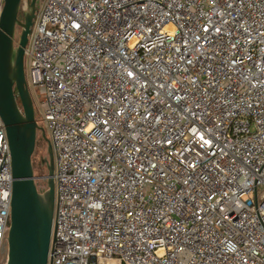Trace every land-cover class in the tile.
Listing matches in <instances>:
<instances>
[{
	"label": "built area",
	"instance_id": "1",
	"mask_svg": "<svg viewBox=\"0 0 264 264\" xmlns=\"http://www.w3.org/2000/svg\"><path fill=\"white\" fill-rule=\"evenodd\" d=\"M26 80L49 264H264V0H46ZM13 182L0 119V258Z\"/></svg>",
	"mask_w": 264,
	"mask_h": 264
},
{
	"label": "water",
	"instance_id": "2",
	"mask_svg": "<svg viewBox=\"0 0 264 264\" xmlns=\"http://www.w3.org/2000/svg\"><path fill=\"white\" fill-rule=\"evenodd\" d=\"M5 0L0 13V119L8 138L13 174L11 220L2 248L6 264H49L55 214V158L50 138L36 120L26 80V50L37 16V0ZM22 14L23 19H20ZM17 28L21 34L17 40ZM39 132L47 143L46 189H40L33 166Z\"/></svg>",
	"mask_w": 264,
	"mask_h": 264
},
{
	"label": "rangeland",
	"instance_id": "3",
	"mask_svg": "<svg viewBox=\"0 0 264 264\" xmlns=\"http://www.w3.org/2000/svg\"><path fill=\"white\" fill-rule=\"evenodd\" d=\"M45 1L46 0H37L36 8L38 11H40L42 9ZM26 7H27V2L25 0L23 3V8L26 9ZM20 34H21V29L17 28V32H16L17 40L19 39ZM27 70H28V63H27ZM38 89H39V87L38 88H34V87L30 88L31 95H32V98L34 101L35 111H36V120L40 126H43L45 128L46 134L50 138V135L48 133V130L46 129L45 123L42 121V117H41V115H42V99L40 97L41 95H40ZM46 156H47V143L41 137V134L39 132L37 147H36L35 153L33 155V165H34V162L37 164L38 161H40L43 157H46ZM43 173H44L43 177H46L48 172H47V169L45 166L43 167ZM0 264H6V255H3V257L0 258Z\"/></svg>",
	"mask_w": 264,
	"mask_h": 264
},
{
	"label": "trees",
	"instance_id": "4",
	"mask_svg": "<svg viewBox=\"0 0 264 264\" xmlns=\"http://www.w3.org/2000/svg\"><path fill=\"white\" fill-rule=\"evenodd\" d=\"M33 166H34V172H35L36 177H43L44 173H43V166L41 164V160L38 161L37 164L34 162ZM38 185L40 189H43V190L46 189V185L44 184L43 181H39Z\"/></svg>",
	"mask_w": 264,
	"mask_h": 264
},
{
	"label": "flooded vegetation",
	"instance_id": "5",
	"mask_svg": "<svg viewBox=\"0 0 264 264\" xmlns=\"http://www.w3.org/2000/svg\"><path fill=\"white\" fill-rule=\"evenodd\" d=\"M20 19H21V20L23 19L22 14L20 15Z\"/></svg>",
	"mask_w": 264,
	"mask_h": 264
}]
</instances>
